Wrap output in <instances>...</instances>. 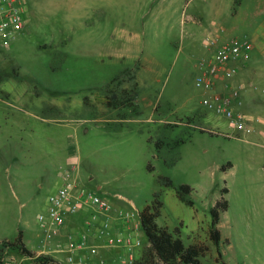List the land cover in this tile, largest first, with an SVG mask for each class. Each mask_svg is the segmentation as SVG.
<instances>
[{"label": "rangeland", "instance_id": "obj_1", "mask_svg": "<svg viewBox=\"0 0 264 264\" xmlns=\"http://www.w3.org/2000/svg\"><path fill=\"white\" fill-rule=\"evenodd\" d=\"M23 9L25 27L0 46L1 262L51 264L6 243L21 232L28 249L40 250L38 216L61 170L73 168L85 189L111 203L112 238L128 234L116 229L127 212L140 213L158 195L157 223L178 228L186 246L204 247L202 264H264V0H24ZM219 23L227 40L253 45L237 76L242 112L255 121L250 135L203 106L210 93L196 86L204 71L196 65L212 54L204 38ZM139 62L136 106L109 107V91L134 93ZM164 177L191 186L194 206ZM222 198L217 247L209 229ZM135 238L136 258L149 245L144 232ZM95 240L98 260L123 264L126 250Z\"/></svg>", "mask_w": 264, "mask_h": 264}, {"label": "built area", "instance_id": "obj_2", "mask_svg": "<svg viewBox=\"0 0 264 264\" xmlns=\"http://www.w3.org/2000/svg\"><path fill=\"white\" fill-rule=\"evenodd\" d=\"M24 0H0V46L8 47L12 44L16 34L25 25L23 9ZM225 28L219 23L209 31L203 41L204 46L212 51L209 57L203 58L197 66L204 69L197 76L196 86L210 93L202 101L203 106L227 119L230 128L244 135L254 132V120L237 109L242 106V86H233V80L238 76L239 65L250 57L253 45L248 40L231 38L223 42ZM258 90V87H254ZM77 169H62V186L49 197L46 213L38 216V222L43 230L42 243L45 246L57 245V251L65 254L62 264H88L84 251L91 257L99 255V247L91 244L90 231L96 230V238L106 242V247L112 248L118 244L124 250L123 264H134L133 248L141 242L133 235H120L112 238L107 217L111 214L112 206L108 199L85 189L77 178ZM93 208L94 212L85 220L86 230L79 233L67 234L65 243H55L67 227L69 217L79 214L83 208ZM102 215L104 222H99ZM127 222H133V230L141 232L140 216L136 212L125 214ZM42 251L39 255H47ZM5 264H18L14 260ZM59 264V263H55ZM61 264V263H60ZM96 264H108L100 259Z\"/></svg>", "mask_w": 264, "mask_h": 264}, {"label": "trees", "instance_id": "obj_3", "mask_svg": "<svg viewBox=\"0 0 264 264\" xmlns=\"http://www.w3.org/2000/svg\"><path fill=\"white\" fill-rule=\"evenodd\" d=\"M131 78H134L131 76ZM137 89L138 83H134V93L126 94V91L120 95L114 91H109L111 96L108 97V106L112 108H118L119 106H136L135 101L137 100ZM164 143H157V146H160ZM149 169L153 170L151 165L148 166ZM226 167H231L229 163L227 166L222 167V170L225 171ZM165 186L174 187L173 182L169 178L161 179ZM178 199L188 206H194V202L190 199V194L193 191V188L189 185H180L174 187ZM222 193L225 195L228 193V189L225 187L222 190ZM163 204L160 201L158 195L155 196V199L150 205L144 208L140 213V226L142 232H144L149 248L147 251L135 258L134 264H202L200 257L204 255L205 249L201 245H189L186 246L180 236V230L177 228L171 232L167 227H161L157 220L161 216V210ZM228 209V201L225 198H222L221 201H218L214 208L211 210L212 222L209 229V238L217 247L220 246L222 242V235L219 229V223L221 214L226 212ZM7 247L16 249L22 255L27 258H31L38 263H45L50 261L51 264H55L52 258L45 255H37L35 252L27 248L23 241L22 233L20 232L18 237L14 242H7ZM3 256V251L0 250V264L1 258Z\"/></svg>", "mask_w": 264, "mask_h": 264}, {"label": "crops", "instance_id": "obj_4", "mask_svg": "<svg viewBox=\"0 0 264 264\" xmlns=\"http://www.w3.org/2000/svg\"><path fill=\"white\" fill-rule=\"evenodd\" d=\"M166 18L168 20L169 19V16H167ZM226 40H227V38L223 36V42H225ZM131 49H132L131 46L130 47H127V49H125L126 53L129 50H131ZM123 51H124V49L121 48L120 49V52H119V56L123 57V55H124ZM141 53H142V51H141ZM129 55L131 57L133 56L132 53H130ZM135 57H138V54ZM245 62H243V63H245ZM140 70H141V63L139 62L138 66H137V69H136V80L138 79V73L140 72ZM127 71H129V70H127ZM117 78H115L114 80H116ZM137 82H138V87L140 88L139 81L137 80ZM238 82L239 81H237V77H236L233 80V86H238V85L240 86V85H242V82L240 84H238ZM242 102H243L242 103V106L237 109L239 112H242L243 111V108H244L243 96H242ZM143 103H145V101H143ZM146 107H147V105H146ZM242 113H244V112H242ZM254 131H255V129H254ZM62 167H66V166H60V169H62ZM77 171L78 172H77L76 176H77L78 179H80L79 178L80 177L79 170H77ZM59 178H60L61 184L58 185L57 190L62 186V183H63V180H62V170H61V173L59 175ZM48 205H49V200H48ZM93 212L90 211L88 213L87 212V207H85V208L82 209V211L79 214L69 217V219L67 220V227L63 230L62 234L60 235V237L57 239V241L55 243H59V242L60 243H65V241L67 239V234L70 233V231H76L77 233H79V231L81 232V231L86 230L85 220L89 219L90 216L93 214ZM103 218L104 217L102 215H100L99 216V222ZM133 228H134V223L133 222H127V221H125V222H119L116 225V229H117L118 232H120V233H128V235H133V236L136 237L137 235H139V232H137L136 230L134 231ZM92 229L95 231L94 233H95V239H96V230H95V228H92ZM95 239H94V237L91 236V244L95 245V243H96V240ZM42 251H48V253H47L46 256H48L50 258H54L56 260H64V258H65V256H64L63 253H60V252L57 251V245L56 244H53L51 247L50 246H45L44 247V245L42 243V240H41L40 250L36 252L37 255H39L40 253H42ZM83 254L87 257V260L89 258H90V260L92 259L93 263H90V264H95V262H97L98 259L99 258H102V256H103L100 253L96 258L95 257H91V256H89V253L87 251H84ZM28 259H31V258H28Z\"/></svg>", "mask_w": 264, "mask_h": 264}]
</instances>
